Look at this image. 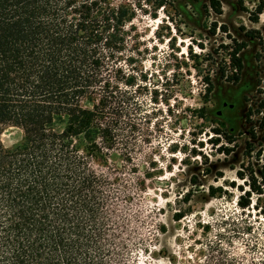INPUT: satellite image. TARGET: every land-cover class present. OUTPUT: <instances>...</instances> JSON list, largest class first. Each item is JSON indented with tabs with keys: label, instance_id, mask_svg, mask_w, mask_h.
<instances>
[{
	"label": "trees",
	"instance_id": "16d2710c",
	"mask_svg": "<svg viewBox=\"0 0 264 264\" xmlns=\"http://www.w3.org/2000/svg\"><path fill=\"white\" fill-rule=\"evenodd\" d=\"M211 3L221 13L220 0ZM236 3L253 22L264 13V0L255 9ZM135 17L134 5L115 0H0V264L123 262L126 226L109 207L113 182L98 167L119 172L130 163L137 171L141 103L122 87L134 79L120 66ZM244 45L230 53L235 82ZM204 80L210 92L212 79ZM259 85L255 112L264 138V77ZM5 125L23 132L12 148L1 141ZM244 166L236 172L248 186H237L241 208L251 194H264V174ZM185 214L175 210L172 219Z\"/></svg>",
	"mask_w": 264,
	"mask_h": 264
},
{
	"label": "rangeland",
	"instance_id": "374dc122",
	"mask_svg": "<svg viewBox=\"0 0 264 264\" xmlns=\"http://www.w3.org/2000/svg\"><path fill=\"white\" fill-rule=\"evenodd\" d=\"M115 1L136 8L120 66L134 79L122 87L141 103L137 171L130 163L119 172L98 167L113 182L109 207L126 226L121 264H227L221 258L264 264V194H251L250 205L239 207L237 186H248L236 174L251 164L261 179L264 174L255 112L264 77V13L253 22L236 0H220L221 13L211 0H166L159 8L155 0ZM257 2L245 0L249 9ZM240 43L243 68L235 82L230 53ZM205 77L212 79L210 92ZM22 136L21 128L5 125L1 141L12 148ZM175 210L186 214L174 221ZM162 225L171 229L162 233Z\"/></svg>",
	"mask_w": 264,
	"mask_h": 264
},
{
	"label": "bare ground",
	"instance_id": "6f19581e",
	"mask_svg": "<svg viewBox=\"0 0 264 264\" xmlns=\"http://www.w3.org/2000/svg\"><path fill=\"white\" fill-rule=\"evenodd\" d=\"M170 229H171V226L169 225V226H168V231H169ZM168 231H167V232H168Z\"/></svg>",
	"mask_w": 264,
	"mask_h": 264
}]
</instances>
